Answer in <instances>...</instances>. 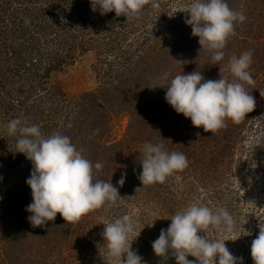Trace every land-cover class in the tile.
Masks as SVG:
<instances>
[{
    "label": "rangeland",
    "instance_id": "obj_1",
    "mask_svg": "<svg viewBox=\"0 0 264 264\" xmlns=\"http://www.w3.org/2000/svg\"><path fill=\"white\" fill-rule=\"evenodd\" d=\"M48 3L0 0V12L10 21L20 25L23 19V44L39 40L41 50L31 57L42 54L45 61L46 55L56 56L60 65L49 71L42 69L44 61L33 66L23 72L22 85L5 96L0 113V264H106L103 224L124 214L135 224L130 242L139 235L132 249L146 264H176L174 257H157L152 242L171 224L173 214L195 200L232 214L234 233L209 229L206 235L210 240L236 239L226 241V247L243 257V264H254L251 243L264 223V0H226L246 20L236 23V35L224 49L225 62L253 52L249 71L255 85L247 88L256 106L242 122L229 119L215 133L194 127L178 114L165 100L166 88L159 87L196 70L206 80L219 78L211 53L201 49L185 23L192 0H160L158 10L146 5L138 18L129 19L114 11L103 16L93 12L90 0H56L54 7ZM31 11L36 13L34 22L28 18ZM51 13L59 19L46 26L43 16ZM28 55L23 47V59L29 60ZM12 119L38 125L45 137L55 132L68 136L93 166L103 164L96 179L111 181L122 199L77 223L58 213L46 227H32L26 211L32 203L26 184L32 163L14 152L18 137L5 129ZM148 142L183 153L188 167L163 184L143 186L138 176ZM122 173L125 182L119 186Z\"/></svg>",
    "mask_w": 264,
    "mask_h": 264
},
{
    "label": "clouds",
    "instance_id": "obj_2",
    "mask_svg": "<svg viewBox=\"0 0 264 264\" xmlns=\"http://www.w3.org/2000/svg\"><path fill=\"white\" fill-rule=\"evenodd\" d=\"M90 4L91 10L99 11L102 16L114 11L117 17L127 19L138 18L146 5L154 10L160 8V0H90ZM186 12L190 18L185 23L191 26L192 35L199 38L201 49L211 53L212 65L219 66V78L206 80L196 70L178 74L159 87L166 88L165 100L178 114L189 118L194 127L215 133L226 127L229 119L242 122L256 106L255 97L247 88L255 85L249 71L253 52L233 55L225 62L228 39L236 35V23L244 22L246 17L232 10L226 0H192ZM5 129L9 136L18 137L14 152L24 154L32 163L26 180L32 195V203L26 208L31 214L28 221L32 227H46L48 222L55 221L58 213L66 222L77 223L89 212L122 199L111 181L96 179V172L102 170L103 164L97 162L93 166L68 136L55 132L45 137L38 125L25 126L20 119L10 120ZM140 164L142 171L138 179L146 186L163 184L175 172L186 169L188 160L183 153L169 152L162 143L148 142L143 146ZM125 177L126 173H122L117 181L119 186H123ZM170 220L167 229H161L159 237L152 242L157 257L163 260L174 257L176 264H217V258L218 264H243V257L234 256L225 244L236 239L210 240L206 235L209 229L226 235L235 232V220L226 208L213 211L195 200ZM103 225L106 264H146L132 249V242L139 235L130 242L135 233L130 214ZM258 228V235L251 243V258L254 264H264V223ZM189 256L195 260H189Z\"/></svg>",
    "mask_w": 264,
    "mask_h": 264
},
{
    "label": "trees",
    "instance_id": "obj_3",
    "mask_svg": "<svg viewBox=\"0 0 264 264\" xmlns=\"http://www.w3.org/2000/svg\"><path fill=\"white\" fill-rule=\"evenodd\" d=\"M55 1L56 0H49V6L54 7ZM35 15V11H31L30 15L28 16L31 22L35 21ZM52 15L53 13H51V16L47 19H45L43 16L44 25L49 26L52 24V22L56 23V21H58L59 15L56 14V17H54L55 14L53 16ZM22 22L23 19H20V25H22ZM37 24L40 25L39 22ZM20 25L16 24L12 20L10 21L4 13L0 12V113H4L2 107L4 105V101H6L5 96L15 90V87L19 88L20 85H22L20 80L23 78V72H27L35 65L40 66V64L44 61L42 54H36L38 57L36 60L31 57V52H39L41 50V44L39 40H34V42L30 44L27 42L23 44L24 32L23 27ZM68 36L69 35H65L63 40L66 41ZM60 41L61 42L59 43H65L62 42V40ZM23 47L27 49V53L30 55V57H28L29 60L23 59ZM61 50L63 51L62 48ZM57 59L58 58L56 56L54 58H50L48 55H46L44 61L45 65L42 69L49 71L54 69L56 66H60L58 65L59 60ZM20 90L23 92L22 89ZM13 100L14 99L12 97L8 98V102L11 101L13 103Z\"/></svg>",
    "mask_w": 264,
    "mask_h": 264
}]
</instances>
